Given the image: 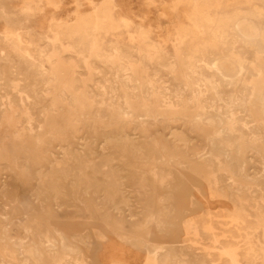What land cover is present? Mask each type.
<instances>
[{
  "label": "rangeland",
  "instance_id": "rangeland-1",
  "mask_svg": "<svg viewBox=\"0 0 264 264\" xmlns=\"http://www.w3.org/2000/svg\"><path fill=\"white\" fill-rule=\"evenodd\" d=\"M208 1L0 0V264H264V0ZM196 30L251 72L224 135Z\"/></svg>",
  "mask_w": 264,
  "mask_h": 264
},
{
  "label": "bare ground",
  "instance_id": "bare-ground-1",
  "mask_svg": "<svg viewBox=\"0 0 264 264\" xmlns=\"http://www.w3.org/2000/svg\"><path fill=\"white\" fill-rule=\"evenodd\" d=\"M216 4L217 0H209L206 4L207 7L197 10V13L200 14L207 28L210 29L212 33H215L219 29L224 33L225 29L229 26H233L234 28L240 26L241 21L237 15H212L210 7ZM201 40L202 37L200 32L196 30L195 35L190 39L189 53L187 55V68L190 69V73L186 76L187 81L183 91L186 90L189 94L188 102L190 107L197 109L194 121H205L214 126L220 123L222 126L218 133L224 135L225 132L233 126L234 121H236L234 117H227L226 113H233V108L242 107L246 103V97L251 92L252 88L249 85L250 79L246 80L247 78L244 77L246 73L251 72L244 67L242 61H239L237 64L228 63L224 65L223 62L213 59L204 62L203 66H197L195 63L196 55H199L203 50H206V48L214 46V42L208 41L203 44ZM205 66L210 67L208 75H205V72L202 71V68H205ZM239 83L242 85L243 91L237 94L234 91V87ZM224 86L229 89L227 95L221 91V88ZM181 95L183 96V94ZM207 97L211 99L206 102ZM217 101L223 102L227 108L224 111H218L219 109L215 104ZM224 118H226V120ZM162 263L164 262L162 261Z\"/></svg>",
  "mask_w": 264,
  "mask_h": 264
}]
</instances>
